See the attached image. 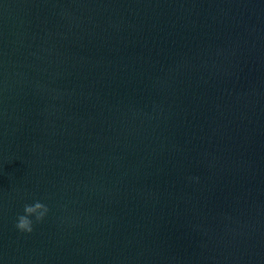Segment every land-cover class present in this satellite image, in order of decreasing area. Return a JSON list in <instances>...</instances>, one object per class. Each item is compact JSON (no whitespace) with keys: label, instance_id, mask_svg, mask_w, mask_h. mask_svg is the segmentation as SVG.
Returning a JSON list of instances; mask_svg holds the SVG:
<instances>
[{"label":"water","instance_id":"95a60500","mask_svg":"<svg viewBox=\"0 0 264 264\" xmlns=\"http://www.w3.org/2000/svg\"><path fill=\"white\" fill-rule=\"evenodd\" d=\"M0 264H264V0H0Z\"/></svg>","mask_w":264,"mask_h":264},{"label":"clouds","instance_id":"9594fccd","mask_svg":"<svg viewBox=\"0 0 264 264\" xmlns=\"http://www.w3.org/2000/svg\"><path fill=\"white\" fill-rule=\"evenodd\" d=\"M26 209H27L26 213L28 214L36 213L37 210H42V211H39L38 214L36 215L37 220L43 218V216L47 212V208L40 202H36L31 206H26ZM15 226L19 231L31 232L32 231V220L29 219L27 215H20L17 218Z\"/></svg>","mask_w":264,"mask_h":264}]
</instances>
